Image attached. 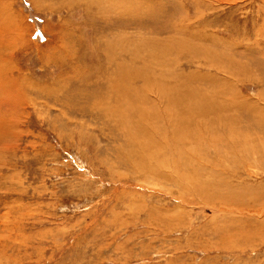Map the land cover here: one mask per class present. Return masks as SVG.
I'll use <instances>...</instances> for the list:
<instances>
[{"label":"rangeland","instance_id":"374dc122","mask_svg":"<svg viewBox=\"0 0 264 264\" xmlns=\"http://www.w3.org/2000/svg\"><path fill=\"white\" fill-rule=\"evenodd\" d=\"M0 264H264V0H0Z\"/></svg>","mask_w":264,"mask_h":264},{"label":"bare ground","instance_id":"6f19581e","mask_svg":"<svg viewBox=\"0 0 264 264\" xmlns=\"http://www.w3.org/2000/svg\"><path fill=\"white\" fill-rule=\"evenodd\" d=\"M230 65V64H229ZM175 100V99H174ZM203 109V108H202ZM192 116V115H191Z\"/></svg>","mask_w":264,"mask_h":264}]
</instances>
